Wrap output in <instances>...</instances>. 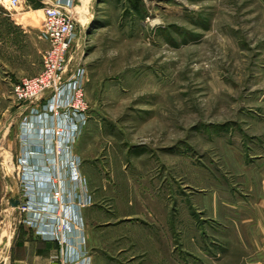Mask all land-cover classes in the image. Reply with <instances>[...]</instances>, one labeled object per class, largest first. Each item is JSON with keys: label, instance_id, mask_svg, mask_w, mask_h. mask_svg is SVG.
<instances>
[{"label": "rangeland", "instance_id": "1", "mask_svg": "<svg viewBox=\"0 0 264 264\" xmlns=\"http://www.w3.org/2000/svg\"><path fill=\"white\" fill-rule=\"evenodd\" d=\"M76 12L69 58L88 104L73 145L82 192L91 186L94 206L114 214L131 203L119 183L132 182L134 192L135 181H148L156 223L168 228L153 229L156 240L169 242L172 264H199L183 243L201 248L211 231L197 240L191 210L204 222L212 191L251 199L264 180V0H83ZM43 32L42 8L28 0L0 7V264L10 263L25 229L15 198L32 111L14 87L41 73ZM125 223L98 222L93 231L111 227L103 233L119 264H146L148 254L135 253L138 222Z\"/></svg>", "mask_w": 264, "mask_h": 264}, {"label": "built area", "instance_id": "2", "mask_svg": "<svg viewBox=\"0 0 264 264\" xmlns=\"http://www.w3.org/2000/svg\"><path fill=\"white\" fill-rule=\"evenodd\" d=\"M82 2L54 0L43 4V36L48 43L43 69L37 76L23 78L14 87L18 102L32 111L22 128L24 156L19 162L17 206L23 216L20 223L59 247L51 257L57 264H82L85 259L84 253L74 251L67 237L82 225L81 211L90 201L82 192L73 151L86 124L88 104L83 77L78 75L79 79L75 75L77 71L71 72L72 57L69 58L78 25L76 10ZM19 3L20 0H0V7L11 11ZM35 131L36 136H41L38 144L31 140Z\"/></svg>", "mask_w": 264, "mask_h": 264}, {"label": "crops", "instance_id": "3", "mask_svg": "<svg viewBox=\"0 0 264 264\" xmlns=\"http://www.w3.org/2000/svg\"><path fill=\"white\" fill-rule=\"evenodd\" d=\"M77 64L70 65L71 72L75 71ZM34 126H36L35 122ZM36 133L37 131L31 135V140L38 144L41 136H36ZM75 146L73 151L76 150ZM75 153H77L76 156H79L77 151ZM36 164L42 165L40 162ZM82 169L84 171V168ZM147 183L148 181H135L134 192L130 191L134 185L132 182L119 183L120 188L129 190L128 193L123 192L125 194H123V197L125 198L126 194H129L128 200L131 203H129V206L126 205L125 209H118L114 214L102 212L94 206V199L96 198L90 192L92 190L90 186V190L87 192L89 196L87 195V197L91 196L93 204L91 203L82 209V225L74 229L73 232L68 233L67 236L74 251L84 253L85 259L82 264H119L111 255V249L114 247L116 251L117 244L114 245L112 241L110 242L107 239L108 234H105V238L103 233V231H111L109 230L111 227L109 229H94L95 231H93L94 225L98 222L107 221H115L116 226L122 227L129 225L125 223L126 221L138 222L135 226L140 229V233L133 234L135 236V253L139 255L148 254L147 258L150 260L146 261V264H150V261L152 263L155 261L156 264L173 263L170 256L169 242H164L162 236L160 242H158L152 231L155 228L162 231L168 228L165 222L156 223L157 220L154 216L156 209L151 202L155 196V191L148 187L145 188ZM137 187L143 189V193L137 191ZM249 188L252 189L254 186H249ZM16 196L15 201L17 202L20 194ZM145 196L148 199L144 200ZM115 201L119 204L118 200ZM191 211V216H193L191 219L196 222L195 224L192 220L190 222H192V227L195 228L197 240L205 241L206 227L210 228L211 231V235L207 234L210 239L209 244L205 243L201 248L198 246L195 250L192 245H188V241L183 243L188 253L195 255L199 264H264V180L261 182L259 192L254 194L251 199L242 198L235 202H231L229 199L221 200L218 191H212L211 213L209 217L205 218L204 222L199 219V214H196L195 209ZM19 215L21 220L23 216L20 212ZM183 226L186 238L187 221ZM24 227L25 229H21L11 246L9 264H57L51 260V257L59 251V247L53 242L41 239L28 227ZM152 256L154 261L151 259Z\"/></svg>", "mask_w": 264, "mask_h": 264}, {"label": "trees", "instance_id": "4", "mask_svg": "<svg viewBox=\"0 0 264 264\" xmlns=\"http://www.w3.org/2000/svg\"><path fill=\"white\" fill-rule=\"evenodd\" d=\"M36 9H41L43 6L41 3H37L36 0H28Z\"/></svg>", "mask_w": 264, "mask_h": 264}, {"label": "bare ground", "instance_id": "5", "mask_svg": "<svg viewBox=\"0 0 264 264\" xmlns=\"http://www.w3.org/2000/svg\"><path fill=\"white\" fill-rule=\"evenodd\" d=\"M151 22H152V23H151L152 26H155V27H156V26L159 25L158 21H156V20H152ZM5 262H6V261H5V258H3V264H8V263H5Z\"/></svg>", "mask_w": 264, "mask_h": 264}, {"label": "water", "instance_id": "6", "mask_svg": "<svg viewBox=\"0 0 264 264\" xmlns=\"http://www.w3.org/2000/svg\"><path fill=\"white\" fill-rule=\"evenodd\" d=\"M19 201L16 202V205H18Z\"/></svg>", "mask_w": 264, "mask_h": 264}]
</instances>
